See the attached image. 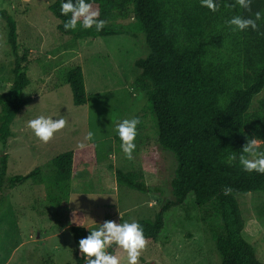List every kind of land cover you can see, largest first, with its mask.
Listing matches in <instances>:
<instances>
[{
    "label": "rangeland",
    "instance_id": "obj_1",
    "mask_svg": "<svg viewBox=\"0 0 264 264\" xmlns=\"http://www.w3.org/2000/svg\"><path fill=\"white\" fill-rule=\"evenodd\" d=\"M56 0H0V8L11 14L17 26L18 50L28 51L26 72L30 79L25 94L31 101L15 118L8 139L7 176L25 174L42 167L40 176L10 188L5 185L0 203V264H65L74 262V239L68 213L84 212L90 229L105 220L117 222L153 219L172 198L175 154L158 142L153 114L147 109L146 94L134 87L141 69L136 60L146 57L149 48L144 32L132 16L113 19L111 25L128 33L76 38L58 29L60 20L49 9ZM8 29L0 18V93L13 81L14 55L8 43ZM233 39V38H232ZM231 38L226 36L227 45ZM215 50L212 60L222 63L228 50ZM224 46V47H223ZM80 64L85 78L87 103L75 105L65 73ZM239 70V69H238ZM264 88L247 111L248 118L260 110ZM140 114L137 149L126 158L114 131L119 119ZM39 115L64 118L66 127L47 144L27 127ZM96 132L98 161L82 164L74 180L57 184L50 161L55 156L89 144L85 136ZM247 142L259 140L249 126ZM1 152V145H0ZM50 169V170H49ZM116 169L143 174L147 192L118 183ZM245 219L243 236L264 262V192L237 195ZM97 222V223H96ZM222 232L219 205L212 201L198 206L194 195L165 215V228L156 241H148L140 264H220L216 240ZM121 264H126V253Z\"/></svg>",
    "mask_w": 264,
    "mask_h": 264
},
{
    "label": "trees",
    "instance_id": "obj_2",
    "mask_svg": "<svg viewBox=\"0 0 264 264\" xmlns=\"http://www.w3.org/2000/svg\"><path fill=\"white\" fill-rule=\"evenodd\" d=\"M99 19L108 23L103 30H65L69 17L60 14L56 0L49 9L60 20L58 29L76 38L108 36L128 33L111 25L117 17L132 16L136 26L145 34L149 54L136 60L141 72L134 87L146 94L147 109L153 114L158 142L172 151L177 160L171 182L173 198L164 204L153 219L140 218L148 241H156L165 228V215L172 207L183 204L194 195L196 204L204 206L212 201L219 205L222 232L216 240L220 264H264L253 245L243 236L245 219L237 195L252 191L264 192V174L245 172L238 157L247 143L246 127L264 142V99L260 110L248 118L253 98L264 88V20L257 21L259 31H233L226 22L233 16L255 18L264 14V0H252L251 12L235 4V0H218L220 8L213 13L201 7L200 0H87ZM235 5V6H233ZM0 18L8 29V43L14 55L13 81L0 93V203L5 185L16 188L40 176L42 167L25 174L7 176L8 139L13 136L11 125L31 99L25 94L30 79L26 72L28 51L18 50V34L14 17L0 8ZM226 36L230 42L225 45ZM233 38V39H232ZM228 50L222 63L212 60L215 50ZM224 47V46H223ZM239 69V70H238ZM73 103L85 105L87 93L80 64L65 73ZM140 114L136 117L139 118ZM63 152L50 164L54 181L68 183L75 179L82 164L98 161V144ZM236 156L237 160L231 157ZM57 168V169H56ZM119 184L141 192L148 187L141 172L116 169ZM227 192V194H226ZM68 220L74 239V262L84 264L78 249L80 238L89 234L84 212L72 209ZM89 228V229H87ZM113 245L110 252H114ZM124 255H120L124 260ZM145 264H158L155 260Z\"/></svg>",
    "mask_w": 264,
    "mask_h": 264
},
{
    "label": "clouds",
    "instance_id": "obj_3",
    "mask_svg": "<svg viewBox=\"0 0 264 264\" xmlns=\"http://www.w3.org/2000/svg\"><path fill=\"white\" fill-rule=\"evenodd\" d=\"M60 14L69 17L64 23L65 30L95 29L100 32L106 26L107 21L99 19V11L93 10L92 4L87 0H59ZM252 0H235L240 8L251 12ZM203 8L215 13L219 10L218 0H200ZM235 6V5H233ZM255 18L242 15L233 16L226 23L233 31L244 32L249 28L259 31L260 25L257 21L264 20V14L256 12ZM67 121L64 118H53L51 116L39 115L27 122V127L41 142L47 144L58 132L66 127ZM138 117L119 119L114 131L120 140V149L127 159H133V153L137 149L136 138L138 135ZM85 140L90 144L96 143V132L89 130ZM83 149L84 143L78 145ZM237 160L236 156L231 157ZM238 161L242 170L248 173L256 172L264 174V150H261L257 139H250L243 147ZM227 194V192H226ZM97 223V222H96ZM97 227L89 229L86 237L80 238L78 249L83 257L84 264H121V257L109 249L116 246L126 253V264H140V257L147 246V238L143 226L136 220L117 222L105 220L97 223Z\"/></svg>",
    "mask_w": 264,
    "mask_h": 264
},
{
    "label": "bare ground",
    "instance_id": "obj_4",
    "mask_svg": "<svg viewBox=\"0 0 264 264\" xmlns=\"http://www.w3.org/2000/svg\"><path fill=\"white\" fill-rule=\"evenodd\" d=\"M108 23V22H107ZM67 152V151H66ZM60 156V155H59ZM53 159V158H52ZM52 161V160H51ZM57 169V168H56ZM50 170V169H49ZM41 175V174H40Z\"/></svg>",
    "mask_w": 264,
    "mask_h": 264
}]
</instances>
